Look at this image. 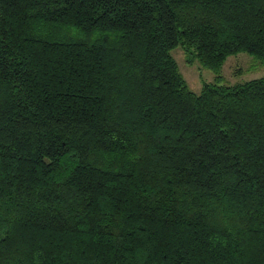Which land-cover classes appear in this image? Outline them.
Wrapping results in <instances>:
<instances>
[{"label":"trees","instance_id":"obj_1","mask_svg":"<svg viewBox=\"0 0 264 264\" xmlns=\"http://www.w3.org/2000/svg\"><path fill=\"white\" fill-rule=\"evenodd\" d=\"M240 51L264 65V0H0V264H264V76L219 74Z\"/></svg>","mask_w":264,"mask_h":264},{"label":"rangeland","instance_id":"obj_2","mask_svg":"<svg viewBox=\"0 0 264 264\" xmlns=\"http://www.w3.org/2000/svg\"><path fill=\"white\" fill-rule=\"evenodd\" d=\"M170 52L187 85L194 92L199 93L205 83L214 81L215 73L210 68L202 66L197 58H190L180 45L173 47ZM219 74L223 83L232 84L264 76V65L252 54L240 51L227 56Z\"/></svg>","mask_w":264,"mask_h":264}]
</instances>
